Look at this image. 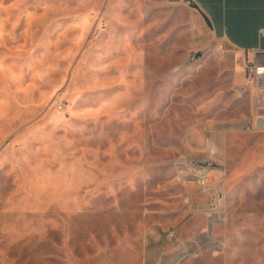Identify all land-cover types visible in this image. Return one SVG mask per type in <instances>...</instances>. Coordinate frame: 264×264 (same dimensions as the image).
Segmentation results:
<instances>
[{"label":"rangeland","instance_id":"rangeland-1","mask_svg":"<svg viewBox=\"0 0 264 264\" xmlns=\"http://www.w3.org/2000/svg\"><path fill=\"white\" fill-rule=\"evenodd\" d=\"M251 88L190 6L0 0V264H264Z\"/></svg>","mask_w":264,"mask_h":264},{"label":"crops","instance_id":"crops-1","mask_svg":"<svg viewBox=\"0 0 264 264\" xmlns=\"http://www.w3.org/2000/svg\"><path fill=\"white\" fill-rule=\"evenodd\" d=\"M170 4L190 6L204 18L212 35L227 42L238 52L239 72L243 82L252 86L253 130L264 136V74H248L250 64L264 67V0H166ZM250 124V123H249ZM209 173L211 185L217 174ZM217 179V177L215 178ZM210 206L218 188L212 186Z\"/></svg>","mask_w":264,"mask_h":264},{"label":"built area","instance_id":"built-area-1","mask_svg":"<svg viewBox=\"0 0 264 264\" xmlns=\"http://www.w3.org/2000/svg\"><path fill=\"white\" fill-rule=\"evenodd\" d=\"M248 74H253L259 77L264 74V67L254 66L253 64L248 65L247 67ZM195 176L197 177L198 184L202 188L203 191L210 193L212 191L211 186L208 183L209 173L213 168H211L208 164L204 165L200 161H196L195 164L192 165ZM220 173L222 176L226 175V171L224 169H220Z\"/></svg>","mask_w":264,"mask_h":264},{"label":"water","instance_id":"water-1","mask_svg":"<svg viewBox=\"0 0 264 264\" xmlns=\"http://www.w3.org/2000/svg\"><path fill=\"white\" fill-rule=\"evenodd\" d=\"M202 164L206 165L207 161L199 160Z\"/></svg>","mask_w":264,"mask_h":264}]
</instances>
